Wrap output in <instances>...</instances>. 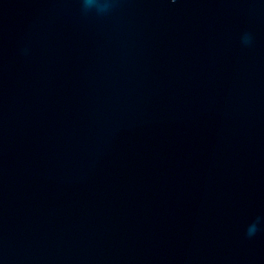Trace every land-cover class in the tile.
<instances>
[{
  "label": "water",
  "instance_id": "water-1",
  "mask_svg": "<svg viewBox=\"0 0 264 264\" xmlns=\"http://www.w3.org/2000/svg\"><path fill=\"white\" fill-rule=\"evenodd\" d=\"M0 264H264V0H0Z\"/></svg>",
  "mask_w": 264,
  "mask_h": 264
},
{
  "label": "clouds",
  "instance_id": "clouds-1",
  "mask_svg": "<svg viewBox=\"0 0 264 264\" xmlns=\"http://www.w3.org/2000/svg\"><path fill=\"white\" fill-rule=\"evenodd\" d=\"M174 2V0H173ZM80 11L84 15L96 14L97 16H103L112 10V0H79ZM242 42L245 45L252 43V36L249 33L244 34ZM261 221H257L250 224L247 228V236L253 237L259 231L258 225Z\"/></svg>",
  "mask_w": 264,
  "mask_h": 264
}]
</instances>
